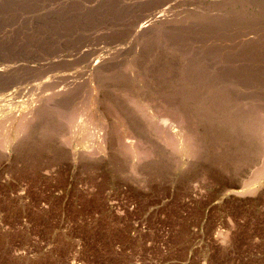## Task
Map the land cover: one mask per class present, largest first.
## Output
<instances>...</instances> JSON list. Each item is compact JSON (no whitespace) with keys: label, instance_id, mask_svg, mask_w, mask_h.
Instances as JSON below:
<instances>
[{"label":"rangeland","instance_id":"1","mask_svg":"<svg viewBox=\"0 0 264 264\" xmlns=\"http://www.w3.org/2000/svg\"><path fill=\"white\" fill-rule=\"evenodd\" d=\"M0 264H264V0H0Z\"/></svg>","mask_w":264,"mask_h":264},{"label":"bare ground","instance_id":"2","mask_svg":"<svg viewBox=\"0 0 264 264\" xmlns=\"http://www.w3.org/2000/svg\"><path fill=\"white\" fill-rule=\"evenodd\" d=\"M91 117V116H90ZM92 119H93V117H92ZM91 122V121H90Z\"/></svg>","mask_w":264,"mask_h":264}]
</instances>
